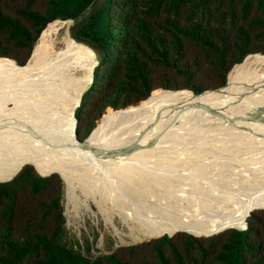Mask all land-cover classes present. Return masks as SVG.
I'll return each instance as SVG.
<instances>
[{
    "label": "trees",
    "instance_id": "obj_1",
    "mask_svg": "<svg viewBox=\"0 0 264 264\" xmlns=\"http://www.w3.org/2000/svg\"><path fill=\"white\" fill-rule=\"evenodd\" d=\"M93 1L0 0V58L26 66L48 25L76 19ZM80 34L107 54L77 124L85 140L108 110L155 91L224 88L235 66L264 56V0H106ZM9 180H0V264H264V209L244 228L176 232L92 261L69 241L59 173L26 165Z\"/></svg>",
    "mask_w": 264,
    "mask_h": 264
},
{
    "label": "rangeland",
    "instance_id": "obj_2",
    "mask_svg": "<svg viewBox=\"0 0 264 264\" xmlns=\"http://www.w3.org/2000/svg\"><path fill=\"white\" fill-rule=\"evenodd\" d=\"M72 25L73 20H56L43 33H47L49 41L68 33ZM43 33L35 44L32 59L26 63L30 68L28 74L10 75L6 69L0 70V138L3 140L36 142L64 134L76 94L83 89L86 77L80 72L68 69L67 64L59 68L49 63L52 50L49 42L36 56ZM61 70L66 71L65 76L60 75ZM167 93L175 92L158 90L152 96ZM210 110L226 118L214 116ZM113 112L108 110L94 129L104 116L101 123ZM252 115L258 117L250 119ZM131 129L130 134L108 138L110 142L116 141L111 143L117 150L134 142H139L140 149L115 157L127 168L128 177L140 183L139 195L146 199L162 198L168 204L180 206L183 213L178 216L185 220L192 221L203 213L221 220L231 211L235 200L264 182V93L263 97L247 103L196 109L194 114L172 124L134 122ZM154 138L159 141L149 147ZM138 169H145L146 173ZM72 178L70 187L64 182L65 224L69 241L88 259L94 261L102 254L151 240L146 239L141 214L110 201L118 191L105 177L75 170ZM3 179L7 178H0Z\"/></svg>",
    "mask_w": 264,
    "mask_h": 264
},
{
    "label": "bare ground",
    "instance_id": "obj_3",
    "mask_svg": "<svg viewBox=\"0 0 264 264\" xmlns=\"http://www.w3.org/2000/svg\"><path fill=\"white\" fill-rule=\"evenodd\" d=\"M68 28V33L56 35L49 41L47 33H43L42 42L36 51L37 56L46 47V41L49 42V49L52 50L47 60L51 65L61 68L62 65L67 64L68 69H74L86 77L83 89L76 94L75 105L69 114L67 113L66 131L57 137L36 142L33 140L18 142L0 138V178H13L28 164L33 165L43 176L58 172L69 187L75 170H84L90 175L105 177L119 193L114 190L117 195L112 194L110 201L115 205L122 204L136 214H141V222L146 229V239L157 238L164 234L172 236L178 231H186L196 236H211L232 227L244 228L248 214L255 209L264 208V182L259 183L253 192L235 200L231 211L221 220H217L210 213H203L188 221L178 216V213H183L180 206L168 204L162 198L151 196L153 198L146 199L139 195L142 189H139L140 183L128 177L127 168L121 163L120 158L115 156L108 158L102 153L116 149L113 147L116 141H111L112 144L108 137L114 136L112 137L114 139L122 134H130L134 122L153 121L172 124L175 120L186 118L194 114L196 109L205 106L242 104L263 97L264 56H249L242 64L235 66L229 74L226 88L198 96L188 91L154 94L148 104H143L145 106H140L142 102L138 106L115 111L101 123L105 115L88 137V149H83L74 135L76 124L74 114L91 83L98 56L90 46L72 39L70 26ZM1 69H6L10 75H26L30 68L17 66L12 60L0 58ZM61 71L60 75L65 76L66 71ZM146 146L148 150V145ZM138 170H141L140 173H146L145 169ZM103 210L107 213L105 209Z\"/></svg>",
    "mask_w": 264,
    "mask_h": 264
},
{
    "label": "water",
    "instance_id": "obj_4",
    "mask_svg": "<svg viewBox=\"0 0 264 264\" xmlns=\"http://www.w3.org/2000/svg\"><path fill=\"white\" fill-rule=\"evenodd\" d=\"M105 2H106V0H94L91 3V5L81 15H79L76 19L73 20V25L70 28V36H71V38L74 39L78 43H82V44L88 45L91 48H93L94 51L97 53V56H98V63L96 65V67L94 68V71H93V74H92L91 83L89 84L87 90L83 94V96L81 98V101L79 103V106L77 107V109L75 111V114H74V118L76 120L75 129H74V135H75L76 140L79 142L80 147L83 148V149H88V145H87L88 137L85 140H80L78 138L77 124L79 122L81 112L84 109V107L86 105V102H87V100L89 98V95H90L91 91L93 90L96 81L98 80L100 70L103 67V64L105 62V59H106V55L107 54H106L105 49L103 48V46L99 42H97L93 38H90V37L81 35L80 34V31H81L82 27L84 26V24L87 23L98 12V10L103 6V4ZM180 91H188V92L192 93L194 96L200 95V94H196V93H194V92H192L190 90H180ZM170 92H179V91H170ZM131 107H134V106H131ZM210 112L214 116L220 117L222 119H225L226 118V116H224L223 114H220V113L216 112L215 110H210ZM257 117L258 116H256V115H252V116H250V119H255ZM232 120L233 119H231L230 121H232ZM156 140H157V138H154L148 144L149 147L150 146H153L154 143L156 142ZM138 143L139 142H134L133 144H131V145L127 146V147L121 148V149L116 150V151H113V152H108V153L103 152L102 154H103V156L108 157V158L109 157H114V156H125V155H129L130 151L140 149V146H139ZM53 173H58V172H53ZM50 174H52V173H50ZM50 174H48L46 176H49ZM41 176H43V175H41ZM12 179H10V180H12ZM261 209H264V208H261ZM251 212L248 214V216H250ZM246 224H247V222H246Z\"/></svg>",
    "mask_w": 264,
    "mask_h": 264
}]
</instances>
